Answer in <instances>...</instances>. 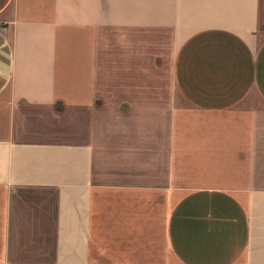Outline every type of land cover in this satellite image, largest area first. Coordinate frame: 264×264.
<instances>
[{"label": "crops", "instance_id": "obj_1", "mask_svg": "<svg viewBox=\"0 0 264 264\" xmlns=\"http://www.w3.org/2000/svg\"><path fill=\"white\" fill-rule=\"evenodd\" d=\"M0 264H264V0H0Z\"/></svg>", "mask_w": 264, "mask_h": 264}]
</instances>
